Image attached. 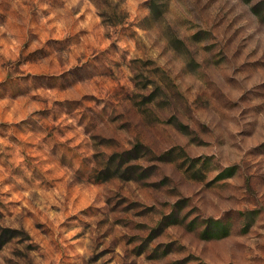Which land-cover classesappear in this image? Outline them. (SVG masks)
I'll return each instance as SVG.
<instances>
[{"label":"rangeland","instance_id":"374dc122","mask_svg":"<svg viewBox=\"0 0 264 264\" xmlns=\"http://www.w3.org/2000/svg\"><path fill=\"white\" fill-rule=\"evenodd\" d=\"M242 4L0 0V264H264V28ZM162 91L183 158L145 167L117 117ZM200 201L222 234L184 223Z\"/></svg>","mask_w":264,"mask_h":264},{"label":"clouds","instance_id":"9594fccd","mask_svg":"<svg viewBox=\"0 0 264 264\" xmlns=\"http://www.w3.org/2000/svg\"><path fill=\"white\" fill-rule=\"evenodd\" d=\"M161 2L163 3L164 0H161ZM260 2L261 0H250V4ZM233 3H236V0H233ZM168 4L178 15L186 14L184 12L186 7L193 9L196 7L195 0H187L186 3L183 2V0H168ZM250 4L241 5L245 17L255 26L264 28V13L254 14L249 11ZM169 23L170 22L167 20L162 22L161 31L165 35L172 37L174 35V25L173 27H169ZM177 48L178 50H181L179 45H177ZM163 79H165L166 82V78ZM168 88H171L170 84L168 85ZM159 95L160 108H157L154 103H138L135 98H133L126 108L124 116L117 117L122 121L119 125L121 133L116 136L118 143L115 145L114 150L122 151L124 148H131L134 145H139L138 151L141 154L140 159L133 162L143 163L145 167L150 163L159 162L163 158L173 159L177 162L181 161L183 158V154L178 148H174L173 152L166 156H162L161 148V146L166 143H175V141L169 136L165 125L168 123H176L175 121L165 119L161 114L162 109L165 105H168L175 111L184 106L183 101L178 95H169L167 91H162ZM95 151L104 150L97 147ZM165 175L166 173L161 170V180H163ZM235 206V204L232 205V207ZM185 211L187 218L184 223L186 225L191 223L196 231H203L207 228L210 232L222 234L229 219L227 209L220 202L209 206L204 201H200L198 204H194L191 210L186 209ZM261 242L264 243V241Z\"/></svg>","mask_w":264,"mask_h":264},{"label":"trees","instance_id":"16d2710c","mask_svg":"<svg viewBox=\"0 0 264 264\" xmlns=\"http://www.w3.org/2000/svg\"><path fill=\"white\" fill-rule=\"evenodd\" d=\"M139 149V145L136 146L132 151L128 152V153H138ZM163 223V222H162ZM162 223L160 224V226H162ZM226 230V228L224 229ZM13 231H11L10 229H4L3 233L0 235V238H2L3 243L7 242L9 238L13 237Z\"/></svg>","mask_w":264,"mask_h":264}]
</instances>
